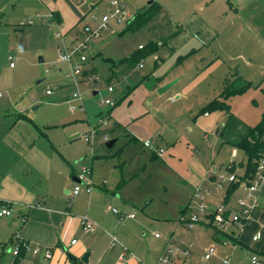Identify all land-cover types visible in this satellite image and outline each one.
Listing matches in <instances>:
<instances>
[{"label":"crops","instance_id":"crops-1","mask_svg":"<svg viewBox=\"0 0 264 264\" xmlns=\"http://www.w3.org/2000/svg\"><path fill=\"white\" fill-rule=\"evenodd\" d=\"M46 1L0 0V24L7 16L6 26L14 28L13 20L22 11L17 8H24L29 14L33 9L36 13L34 17L27 16L24 27L33 26L36 18L41 23L62 27L64 18L60 11L50 10ZM232 1L238 3L237 6H243L240 0H222L220 8L225 7L220 18L225 23L223 33L212 30L206 19H200L204 30L197 20V23L191 21V24H197L196 29L199 30L193 38L197 41L203 38L207 49L221 36L238 40L246 35L244 30L226 31L228 24L237 26L239 20L237 16L228 17L226 14L227 9L237 13ZM249 5L253 6L251 2ZM37 10L45 15L38 14ZM259 19L258 30L252 26L247 29L260 41V38L264 39V14ZM29 21L32 23L29 24ZM21 31L28 36L24 30ZM73 33L74 30L70 35ZM178 37H174L173 44L168 43L172 47L171 54L179 53L191 39L190 35L181 39ZM260 43V47L249 46L248 49H238L239 52L230 54L227 58L229 65H225L220 56H215L203 68H195L192 75L190 72L185 75L183 71H178L168 78L165 67L159 68L138 82L136 92L146 98L145 107L137 104L135 110L127 115L129 119L139 116L143 120L140 126H130L133 131L130 137L138 144L135 145L136 156L145 164L144 171L148 168L156 171L162 165L167 172L162 175L163 190L168 191L167 198L173 202L170 206H174L183 216L180 221L187 224L189 216L196 212V199L193 197L196 190L200 191L209 208L192 228L187 225L177 228L176 235L193 250L190 255L188 250L182 252L189 264H204L202 256L209 246L215 248L214 260L227 258L231 264H248L249 255L257 254L264 261V184L257 195V206L251 210L243 226L230 223L218 229L210 211L219 205H224L230 214L239 211L237 203L244 200L251 181L250 176H246V156L238 145L251 128L264 121V105L260 108L255 104L253 115L246 111L244 116H238L232 111V98L235 95L238 98L249 88H259L264 92V87H261L264 81V40ZM160 44H164V41ZM139 48H142L141 45ZM243 50L246 51L241 52ZM195 51L196 48L191 47L185 53L192 54ZM202 52V61L205 62L207 56L204 49ZM166 55L158 57L154 54V67L162 66L161 63L169 57ZM140 57L135 63L138 66ZM237 61H241L244 68L239 65L232 68V74L235 75L231 77V67ZM40 62L43 60L40 59ZM179 62L180 58L176 60V65ZM224 65L230 76L208 83L209 78ZM12 66L10 68H14ZM190 71L192 73L193 69ZM256 77L261 78L257 84L254 82ZM171 82L173 84L169 89L157 93L159 87ZM0 89L5 92H0V206L7 204L11 210V216H0V261L11 264V251L8 254L6 248L10 246L12 250L14 242L20 240L28 245L29 250L47 248L51 254L50 258L45 259L42 254L33 257L30 251L24 250L18 259L21 264H143L137 255L141 245L137 243L134 232L144 222L139 220L130 223L128 220H134V217H130L133 215L130 207L137 205L138 198V201L145 203L150 201L151 186H148L147 192L143 191L147 184L136 174L127 177L122 175L120 181L114 179L112 182L109 174L92 178L93 162H90L91 192L87 193L82 185L81 191L73 196L71 192L77 184L76 174L83 168L77 165V161H81L83 149L84 157L88 150L91 153V144L90 149L85 144L88 139L85 142L76 140L78 129L71 127V121L60 122V125L59 122H53L54 117L59 119L55 112L52 118L29 114L27 108L30 101L18 99L12 87L0 85ZM227 91L229 98L223 100ZM170 97L172 105L166 107ZM215 99L224 101L228 110L201 112ZM73 102L78 105H73ZM67 104L71 112L80 110L77 101L70 99ZM118 112L117 109L114 115ZM256 114H259V120L251 122L249 119L254 116L256 121ZM180 116L189 118V123L183 122L180 126L177 120ZM135 130L140 134H136ZM145 141L151 143L152 150L143 146ZM159 150L162 152L159 153ZM230 174L235 175L237 180L219 188L218 178ZM112 209H116L119 215L113 213ZM154 215L157 220V213ZM82 216L96 224L93 232L84 233L81 230L79 219ZM254 236H257L256 240H253ZM73 240L76 242L71 245ZM84 255H87V262L82 261ZM143 257L147 259L145 255Z\"/></svg>","mask_w":264,"mask_h":264},{"label":"rangeland","instance_id":"rangeland-1","mask_svg":"<svg viewBox=\"0 0 264 264\" xmlns=\"http://www.w3.org/2000/svg\"><path fill=\"white\" fill-rule=\"evenodd\" d=\"M111 1H46L45 4L50 10L60 11L64 18L63 28H58L56 24L52 23L48 25L45 22L41 23L40 20H37L38 18L35 19L33 26L24 27L25 21L28 20L27 16L34 17L36 15L35 9L29 14L26 9L17 8L22 11L13 20L14 28L6 26L5 20H8V17L4 16V20L2 19L0 24V85L12 87L18 99H28L31 103L27 108L29 114L36 117L50 116L52 118L55 112L59 119L54 117L52 121L59 122L58 125L61 124L60 122L71 121V127L78 129L76 140L81 139L85 142L88 139V143L85 142L88 149L91 144V153L88 150L84 157L83 149L82 159L80 162L77 161V165L90 170L89 163L93 162L92 178L101 174H109L112 182L114 179L120 181L122 175L127 177L136 174L147 184L143 191L147 192L148 186H151L152 189L149 192L152 195L148 197L150 201L145 203L138 201V198L137 205L130 207L134 220L125 219L130 223L139 220L144 222V225L138 227L134 232L137 243L141 245L137 255L140 256L143 264H157L159 258L165 255L169 257L167 264H189L188 261L186 262L187 259L182 256V252L188 250L190 255L193 250L188 248L186 243L176 235L177 228L187 224L185 221H180L183 216L175 210L174 206H170L173 202L167 198L168 191L164 192L163 190L162 175L167 172L164 171L162 165H159L160 167L156 171H152L151 168L144 171L145 164L135 153L137 147L135 145L138 144L130 137L133 132L130 126H140L143 120L139 116L129 119L127 115L135 110L137 104L145 107L146 98L143 95L139 96L136 92L139 87L138 82L159 68L165 67L164 71L168 78L176 75L178 71H183L185 75L190 72L192 75L195 73V68H203L215 56H220L225 61V65H229L228 56L239 52L238 49H248L249 46L260 47V41L264 39L260 38L259 41L247 28L252 26L254 30H258L259 17L264 14V6H262L264 0H240V3L246 8L237 6L238 3L232 1L237 13L234 14L227 9L226 14L228 17L237 16L239 20L236 22L237 26L228 24L226 31L244 30L246 35L238 40L221 36L209 49L205 47L207 44L203 38H199L201 43L193 37L199 32L196 26L202 24L200 22L202 18L207 20L206 23L212 30L216 29L218 33H223L225 23L220 18L225 7L220 8V5L223 4L222 0H120L128 15L120 23L112 19L107 23V28L99 32L98 38L88 44V48L85 50L86 61L81 65L79 71L74 72V79L78 80V84L74 85L73 78H71L72 69L66 63L58 62L57 46H62L69 40L73 41L84 37L86 29L94 31L101 16L106 14L110 8ZM249 2L253 6H250ZM37 12L40 15H45L39 10ZM139 15L143 16L136 20ZM146 17H149L148 21L145 20ZM191 21L197 24L193 25ZM241 21L245 23H241ZM201 28H203V24ZM21 30L28 33V36L23 35ZM72 30L74 33L71 36ZM59 31L63 35L60 39L56 37ZM178 35L180 39L190 35L191 39L183 50L177 54H171V44H173L174 37ZM25 37L27 38L25 39ZM161 41H164V44H160ZM140 45L143 50L139 48ZM153 45H156L155 49ZM20 46L23 48H19ZM191 47L196 48V51L192 54L185 53ZM203 49L207 56L205 62L202 61ZM166 53L169 57L161 63L162 66L154 67L153 55L156 54L160 57ZM259 56L258 53L257 57ZM139 57L141 60L139 66L131 63L132 60ZM179 58V65H176V60ZM40 59L43 62H40ZM9 63H12L14 68H10ZM50 65L54 66L50 68ZM169 65L177 67H166ZM225 65L209 78L208 83H214L218 79L221 81L229 75ZM238 65L244 68L241 61L235 62L230 70L231 77L235 75L232 74L234 72L232 68H236ZM83 71H86L87 74H83ZM87 76H90V79ZM260 81V77L254 78L256 84ZM152 84L155 86L156 82ZM261 84V87H264V81ZM108 87L112 88V92H108ZM47 89L52 91L51 95L45 94ZM0 92L5 94L3 89H0ZM244 92L238 98L236 95L232 98V111L238 116L243 115L246 111L253 115L255 104H258L260 108L264 105V92L261 89L249 88ZM74 94L79 95L82 100L84 109H80L81 111L78 109L72 112L68 110L67 101L72 99ZM31 97H33L32 101ZM170 99L171 97L166 107L172 105ZM193 99L197 100V98ZM105 100H109L112 105L104 104ZM72 104L78 105L76 102ZM117 109L120 112L115 116L114 112ZM183 113L185 112L183 111ZM177 118L180 126L183 122L188 124L190 121L186 117ZM259 118V114H256V121L255 116L249 120L255 123ZM135 132L140 134L136 130ZM110 141H114V143L111 147H107L106 143ZM115 208L118 207L115 206ZM156 213L157 220L154 217ZM154 235H157L158 238H155ZM6 249L10 254L11 247ZM141 253L147 259H144ZM0 264H6V262L0 261Z\"/></svg>","mask_w":264,"mask_h":264},{"label":"built area","instance_id":"built-area-1","mask_svg":"<svg viewBox=\"0 0 264 264\" xmlns=\"http://www.w3.org/2000/svg\"><path fill=\"white\" fill-rule=\"evenodd\" d=\"M128 13L125 10L124 4L120 0H112L110 3V8L108 9L106 14H103L100 18L97 28L94 31L86 29V34L84 37L75 39L71 42L63 44L62 46L57 47L58 53V62L66 63L72 69L71 78H73L74 85L78 84V80L74 79V72L79 71L81 65L86 61L85 50L88 48V44L95 38H98L99 32L101 30L106 29L107 23L112 19L117 23L123 21ZM32 23L29 21V24ZM57 38H61V32L59 31L56 34ZM10 60V57H8ZM12 66V63H10ZM54 65H50L52 68ZM90 79V76H87ZM108 92H112V88L108 87ZM46 95H51L52 91L47 89L45 91ZM72 100H75L80 103V109L82 108V100L79 95L74 94ZM104 104L112 105L109 100H105ZM105 124V122H103ZM143 146L147 149H153L151 143L149 141H145ZM162 151L159 150V153ZM90 170L87 168H81L76 174L77 184L73 187L71 194L76 196L81 191V186H85V191L87 193L91 192V178H90ZM237 180L236 176L230 174L229 176H220L218 178V187L221 188L225 183H233ZM264 184V152L261 153L256 169L253 173L252 179L247 186L246 194L244 200L238 201L239 211H236L232 214L228 211V209L224 205H219L216 208L210 210L213 223L215 227L218 229H222L228 224H235L243 226L247 219L250 216L251 210L257 206V195L260 191V188ZM193 197L196 199V212L189 216L187 225L189 228H192L195 224L199 222V219L202 215H204L207 211H209L208 206L203 200V196L199 190H196ZM113 213L119 215L116 209H112ZM0 216H11V210L7 204H3L0 206ZM131 218L133 215L130 216ZM79 223L81 226V230L84 233H90L95 230L96 224L91 221L86 216H82L79 219ZM155 237H158L155 235ZM257 236L253 237V240H256ZM113 240H115L113 238ZM76 240L71 241V245L75 244ZM24 248L26 251H30L31 255L35 257L38 254H42L45 259L50 258L51 254L49 249L44 248L43 250L40 247H35L29 250L27 244L22 243V245L14 244L11 250L12 261L11 264H21L18 261V256L20 252V248ZM125 252V250H124ZM216 257V251L213 246H209L205 249L202 262L204 264H231L230 260L227 258H222L218 260H214ZM169 261L168 255L162 256L159 258L157 264H167ZM248 264H264V261H261L260 257L257 254H251L248 257Z\"/></svg>","mask_w":264,"mask_h":264},{"label":"trees","instance_id":"trees-1","mask_svg":"<svg viewBox=\"0 0 264 264\" xmlns=\"http://www.w3.org/2000/svg\"><path fill=\"white\" fill-rule=\"evenodd\" d=\"M142 16L143 15L137 16L136 20L141 19ZM145 20L148 21L149 17H146ZM129 24L131 25L132 22ZM137 60L138 59H134L132 60L131 63L135 64ZM82 73L87 74L86 71H83ZM228 98H229V92L227 91V94L223 97V100H226ZM228 108H229L228 105L224 101L215 99L211 101L210 103H208L205 107H203L201 112L212 111V110H226L227 111ZM238 147L239 149L243 151V154L246 156V160H247L246 176H250V178L252 179L253 173L258 163L257 160H259L261 153L264 152V121L260 122L255 127L251 128L248 135L239 143ZM22 243L23 242L20 240H17L14 242V244H19V245H22ZM23 252H24V248L21 247L19 256ZM19 256H18V259H19Z\"/></svg>","mask_w":264,"mask_h":264},{"label":"water","instance_id":"water-1","mask_svg":"<svg viewBox=\"0 0 264 264\" xmlns=\"http://www.w3.org/2000/svg\"><path fill=\"white\" fill-rule=\"evenodd\" d=\"M172 84H173V82L168 83V84H166V85H164V86L158 88V89H157V92H158V93H163V92H165L167 89H169V88L172 86ZM93 94L95 95L96 93L94 92ZM113 143H114V141L107 142V143H106V146H107V147H111V146L113 145ZM69 257H71V256L69 255ZM82 261H83V262H87V255H84V257L82 258Z\"/></svg>","mask_w":264,"mask_h":264}]
</instances>
